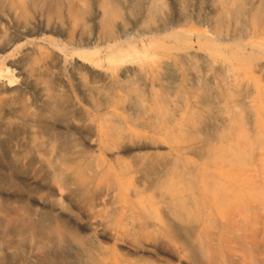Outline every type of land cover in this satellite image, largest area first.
I'll list each match as a JSON object with an SVG mask.
<instances>
[{
	"label": "rangeland",
	"instance_id": "374dc122",
	"mask_svg": "<svg viewBox=\"0 0 264 264\" xmlns=\"http://www.w3.org/2000/svg\"><path fill=\"white\" fill-rule=\"evenodd\" d=\"M0 68V131L58 182L45 129L93 171L44 190L108 220L78 242L125 264H264V0H0ZM117 186L123 211L100 209Z\"/></svg>",
	"mask_w": 264,
	"mask_h": 264
},
{
	"label": "bare ground",
	"instance_id": "6f19581e",
	"mask_svg": "<svg viewBox=\"0 0 264 264\" xmlns=\"http://www.w3.org/2000/svg\"><path fill=\"white\" fill-rule=\"evenodd\" d=\"M12 47L13 43L8 42L3 50ZM10 57L9 64L13 66L15 56ZM2 72L0 68V77ZM9 83L3 84L1 89L13 90L14 79H9ZM7 109L11 111L12 107ZM50 134L45 129L41 146L58 162L57 169H61L64 176L59 180L64 183L56 180L54 166L37 161L23 137L0 131V139L6 143L11 156V165L0 170V264H125L117 258H104L97 247L91 245L88 249L68 232L70 228H89L99 232L97 237L101 236V229L108 223L105 217L98 214L85 224L76 212L58 206L44 194L51 180H56L63 190L76 195L81 188L79 181L82 177L90 180L93 172L80 173L72 168L81 153L78 146H58ZM37 188L40 191L34 190ZM125 198L122 187L109 188L100 197L99 208L112 204L122 212ZM90 255L97 261L89 260Z\"/></svg>",
	"mask_w": 264,
	"mask_h": 264
}]
</instances>
